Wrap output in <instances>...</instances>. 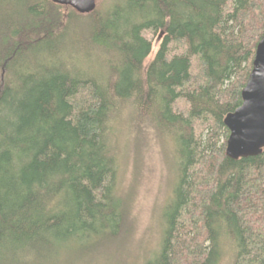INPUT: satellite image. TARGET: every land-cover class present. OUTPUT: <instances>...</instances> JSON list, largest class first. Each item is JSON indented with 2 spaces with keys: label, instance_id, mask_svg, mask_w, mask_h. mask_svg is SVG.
Masks as SVG:
<instances>
[{
  "label": "trees",
  "instance_id": "obj_1",
  "mask_svg": "<svg viewBox=\"0 0 264 264\" xmlns=\"http://www.w3.org/2000/svg\"><path fill=\"white\" fill-rule=\"evenodd\" d=\"M99 3L0 0V264H264V149L227 158L223 124L264 0ZM148 136L173 181L140 252L121 171Z\"/></svg>",
  "mask_w": 264,
  "mask_h": 264
},
{
  "label": "rangeland",
  "instance_id": "obj_2",
  "mask_svg": "<svg viewBox=\"0 0 264 264\" xmlns=\"http://www.w3.org/2000/svg\"><path fill=\"white\" fill-rule=\"evenodd\" d=\"M99 2L103 0H96V4ZM161 142L148 136L137 152L131 144L127 156L122 158L121 182L123 188H131L134 192L132 213L135 218V241L137 245L141 243L140 252L156 242V211L164 204L173 181L169 171L172 153L164 152Z\"/></svg>",
  "mask_w": 264,
  "mask_h": 264
},
{
  "label": "water",
  "instance_id": "obj_3",
  "mask_svg": "<svg viewBox=\"0 0 264 264\" xmlns=\"http://www.w3.org/2000/svg\"><path fill=\"white\" fill-rule=\"evenodd\" d=\"M86 15L96 0H48ZM241 105L223 121L229 131L225 156L231 160L256 157L264 149V35L256 46L252 69L241 91Z\"/></svg>",
  "mask_w": 264,
  "mask_h": 264
},
{
  "label": "bare ground",
  "instance_id": "obj_4",
  "mask_svg": "<svg viewBox=\"0 0 264 264\" xmlns=\"http://www.w3.org/2000/svg\"><path fill=\"white\" fill-rule=\"evenodd\" d=\"M84 28H86V27H84ZM88 29V28H87ZM86 29V30H87ZM85 31V30H84ZM86 34V33H85ZM12 37V36H11ZM39 38H41V37H39ZM82 38V37H81ZM81 38H80V40H81ZM18 39V38H17ZM33 39V38H32ZM38 39V38H37ZM14 40H16L15 38L13 39V41ZM34 40V39H33ZM35 42H36V39H35ZM13 44V43H12ZM91 45V44H90ZM94 52V51H93ZM25 66V65H24ZM77 71V70H76ZM29 73V72H28ZM32 74H33V72H32ZM30 76H31V74H30ZM113 76V75H112ZM105 77V76H104ZM111 78V77H110ZM146 142V141H145ZM168 143V142H167ZM169 144V143H168ZM165 146V145H164ZM168 146V145H167ZM175 183V182H174ZM177 188V187H176ZM172 189V188H171ZM168 205V204H167ZM164 208H166L165 206H164ZM183 214V213H182ZM160 215V214H159ZM165 215V214H164ZM163 216V215H162ZM161 217V216H160ZM158 218H159V216H158ZM160 221V220H159ZM129 230H130V228H129ZM106 231V230H105ZM108 231H110V230H108ZM165 231V230H164ZM117 235V234H116ZM113 236V235H112ZM125 238V237H124ZM122 239H123V236H122ZM121 239V240H122ZM122 245V244H121ZM162 245V244H161ZM162 249V248H161ZM124 252V251H123ZM125 253V252H124ZM123 253V254H124ZM124 255H126V254H124ZM128 255V254H127ZM118 257V256H117ZM125 258V257H124ZM127 258V257H126ZM120 259H123V256H122V258H120ZM109 260H111V259H109ZM115 260V259H114ZM124 260V259H123ZM140 260V259H139ZM126 261H128V260H126ZM116 262V261H115ZM141 262V261H140ZM137 263H139L138 262V259H137ZM69 264V263H68ZM109 264V263H108ZM117 264V263H116Z\"/></svg>",
  "mask_w": 264,
  "mask_h": 264
}]
</instances>
